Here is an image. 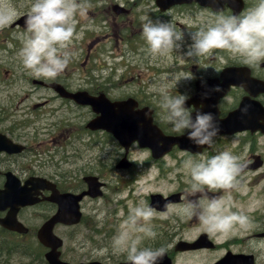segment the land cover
Instances as JSON below:
<instances>
[{
	"label": "clouds",
	"instance_id": "9594fccd",
	"mask_svg": "<svg viewBox=\"0 0 264 264\" xmlns=\"http://www.w3.org/2000/svg\"><path fill=\"white\" fill-rule=\"evenodd\" d=\"M21 6L14 0H0V29L17 19ZM90 7L88 0H29L18 56L31 75L55 79L64 72L78 54L73 48V41L78 38L76 18L86 17ZM200 19L201 25L196 31L185 33L178 31L171 20L141 17L147 55L151 58L167 57L175 50L187 59L199 61L201 57L219 50L241 58L249 66L264 61V0H256L252 7L239 14L220 12L212 19H205L201 13ZM189 40L190 43L187 42ZM193 78L192 74L184 72L170 76L175 88L181 81ZM215 90L221 89L217 86ZM158 95L163 119L172 125L173 131H186L188 140L197 146L214 142L220 127L213 113L195 109L193 115V107L186 106L190 97L181 93L172 95L167 86H161ZM184 167L190 175L189 188L182 196L184 202L179 206L165 203L162 219L173 211L181 219L195 217L210 236L218 237L253 226L250 217L242 210H233L235 205L231 203L230 193L239 187L238 177L247 167L242 157L223 150L211 157L188 159ZM205 189L223 191L225 195L209 197ZM155 215L156 210L146 206L142 200L130 206L126 218L112 237L113 254L124 255L127 264H160L167 248L142 246L145 240H154L157 236L151 227ZM250 246L264 254V241L253 242Z\"/></svg>",
	"mask_w": 264,
	"mask_h": 264
},
{
	"label": "rangeland",
	"instance_id": "374dc122",
	"mask_svg": "<svg viewBox=\"0 0 264 264\" xmlns=\"http://www.w3.org/2000/svg\"><path fill=\"white\" fill-rule=\"evenodd\" d=\"M97 32L100 34L101 30L97 28ZM20 35V33H18ZM108 45L105 43L98 46L94 51L93 57L103 53ZM73 48L79 52L74 59L80 64V70L75 74V78L80 81L82 87H89L90 78L101 74V71H96V67L99 64L104 66L111 65L112 58L110 53L104 52L103 60L97 57L95 60L93 57L85 63L84 57L86 51H80L79 44H73ZM145 54L147 55L146 51ZM177 55L176 57H178ZM237 58V57H236ZM182 64V57L174 58ZM149 66L154 65V68L158 72L166 71L171 75V69L175 63L173 60L158 59L152 60ZM96 66V67H95ZM81 73V75H80ZM104 76L111 74L108 70L103 71ZM174 74V73H172ZM87 75L89 80L86 78ZM168 79L167 82L171 81L170 77H164ZM172 84L167 85L172 95L187 94L185 86L181 83L177 87H170ZM140 82L130 85L127 91L117 90L111 91L112 95L119 96L123 95H138L139 97L145 94L144 91H140ZM157 89L156 84L151 88L147 89L155 91ZM4 96V94H2ZM123 96V97H124ZM153 106L156 107V116L162 122L163 126L170 131L172 129L171 124H167L163 119L164 113L159 107V95L158 92L155 94ZM140 99V98H139ZM66 111H62L58 116H63ZM87 111L80 110L76 115L75 123L83 124L87 118ZM175 133V131H173ZM81 138L77 140V151L79 152V158L75 159L74 168L75 171L72 175L67 176L66 186H75L79 184L80 180L85 175H93L101 177L108 181L109 186L105 189V195L101 199L91 200L86 199L82 203L83 212L85 216L84 223L76 228L59 227L58 233L65 240L64 247L62 249L63 254L66 256V260L69 261H90L100 260L105 264H118L120 261H125L124 255L113 254L111 250V240L116 234L119 225L126 218L130 206H134L141 200L146 206L150 205V196L152 194L161 193L165 196H169L176 192H187L190 183V175L188 170L184 167V162L188 159H199L201 157H211L216 153L229 150L233 154L242 157V160H246L253 156H261L264 160V136L261 134H252L251 137H244L242 135L231 137V139L223 140L221 144L223 147L220 149L217 146L214 147L213 151L208 152L205 156L190 157L185 156L180 150H174L173 153L165 156L163 159H153L149 149H141L138 145L132 147L129 159L133 162V167L128 170H112V164L107 169L103 164L94 162L99 156L100 152L95 147L96 143L103 142L100 138L95 140L94 136L81 132ZM36 138L38 141L42 136ZM91 139L90 142H87ZM243 139V140H242ZM241 140V141H240ZM105 144V142H103ZM111 146L114 151L119 150L122 154V148L117 144L116 141L111 142ZM42 158H47L45 155ZM51 162V160H50ZM60 161L55 159L52 163H48V167H45L49 173L55 172L54 164L57 165ZM30 164L31 161H30ZM98 164V165H97ZM31 167L30 165H26ZM115 166V164H114ZM67 165H63L58 171H64ZM32 169V167H31ZM79 169V170H78ZM111 169V171L109 170ZM112 176V177H111ZM105 177V178H103ZM58 178L61 179L59 176ZM106 180H103L106 182ZM239 180V187L231 191V203L235 205L233 210H242L247 214L253 222V226L248 230L237 229L235 232L218 237L216 235L210 236L211 240L215 242L216 249L214 250H202L189 253H176L174 252L176 244L181 240L194 241L202 233H207L201 226L195 217L188 219H181L176 212H169L166 218H161V214L164 212L156 211V215L151 221V227L157 233L154 240H145L142 246H150L152 248L166 247L170 252L171 257L174 260V264H214L217 260L222 258L228 251L233 253H245L252 254L256 258V264H264V254L258 253L250 246L253 242L264 241V238H259L257 235L264 232V166L256 171L242 173ZM107 183V182H106ZM207 195L222 196L225 195L223 191H208ZM184 196V195H183ZM193 197H188L192 199ZM184 201L179 204L181 205ZM50 215L48 209H26L21 212L20 218L25 221L27 226L31 230L36 231L41 224V219L45 215ZM95 228L100 230V233H95ZM25 239L14 238L15 244H19L20 250L11 254L5 253L2 248L0 255L5 253L3 256L6 259L5 264H45L43 261L32 260L34 251L36 254L43 255L45 252L44 247L38 243L35 235H28L23 237ZM7 246V244H5ZM8 247V246H7ZM26 252V253H25Z\"/></svg>",
	"mask_w": 264,
	"mask_h": 264
},
{
	"label": "flooded vegetation",
	"instance_id": "af4514ba",
	"mask_svg": "<svg viewBox=\"0 0 264 264\" xmlns=\"http://www.w3.org/2000/svg\"><path fill=\"white\" fill-rule=\"evenodd\" d=\"M91 11L89 13L93 20H96V24L83 26L78 23L76 30L79 33L76 42L89 43L90 50H92L100 41L108 40L115 45L113 48L114 57L118 61H122V65H125L132 77L136 76V79L140 80V91H145L151 88L152 85L157 86L154 92H158L161 86H167L172 84L171 81L164 77H170L172 73L184 72L192 74L193 79L187 81H181V85L185 86L183 91H186L189 96L193 95L197 91V84L204 82L207 84L209 80L218 81V87L223 83L222 74L223 71L231 67H241L238 62L232 59V56L223 51H213L212 53L203 56L199 61H193L183 57L179 52L173 51L167 57L151 58L145 54L147 45L142 37V24L141 17L147 16L149 19H163L171 20L178 31L192 32L196 31L201 25L200 14H204L205 19H212L216 14L223 12L225 15H234L235 11L230 8L229 4H233L236 7L237 2L243 5L242 11L252 7L256 0H230L224 1L223 5H218L220 10L216 11L211 7H202L196 3L173 5L168 9H163L157 4V0H90ZM215 1V0H214ZM222 1V0H217ZM14 2L21 4L19 12H27V4L29 0H14ZM114 2L120 5L121 8H115ZM88 15V14H87ZM78 18V17H77ZM18 19V18H17ZM17 19L10 25V33L14 38L17 34ZM99 21H102L101 27L103 34H97L96 26H99ZM81 22V19L79 20ZM23 29H20L22 31ZM95 31V32H94ZM9 32H3L0 34V91H8L16 86L17 83H29L31 86V93L27 95L28 106L34 118L28 126H25L20 122L14 113V107L18 108L19 105L16 94H11L7 98L8 100H0V134L7 135L9 138H19V136H25L28 140H31V136L28 133L30 130L40 131L42 129L48 130V136L57 137L62 133L65 126L64 118L57 119V111L60 106L68 104L74 108L76 106L70 100L62 99L57 93L54 87L51 85H61L74 90V80L65 75H59L55 79L36 78L30 75L24 67L21 66L16 59H20L18 52L22 47V43L14 38H7ZM187 40V37H186ZM190 43V40L187 41ZM121 45L122 47H119ZM177 55L182 56V64L174 58ZM165 59L173 60L175 63L171 69V75L166 71L158 72L154 65L149 66L152 60ZM5 66L13 68L14 72L11 74L13 79H10V71L5 69ZM251 70V76L253 78L261 79L264 81V64L256 66L253 65ZM137 73V74H135ZM3 74H6V79H3ZM216 86V87H217ZM170 87H173L172 85ZM212 92H215L216 88H210ZM232 91L237 93H243L244 87H236ZM153 99L156 98L154 95ZM222 101L221 103H223ZM42 108L43 114L37 110ZM223 114V113H222ZM55 118L57 120H55ZM55 120V121H54ZM42 121V122H41ZM20 129V132H16L15 129ZM67 128L60 137L68 132ZM31 142V141H30ZM29 151L35 146L27 144ZM205 153V151H204ZM17 165V160L14 155L0 154V188L4 187L6 172L10 171L13 166Z\"/></svg>",
	"mask_w": 264,
	"mask_h": 264
},
{
	"label": "water",
	"instance_id": "95a60500",
	"mask_svg": "<svg viewBox=\"0 0 264 264\" xmlns=\"http://www.w3.org/2000/svg\"><path fill=\"white\" fill-rule=\"evenodd\" d=\"M202 3V0H198ZM175 2V0H174ZM80 98L78 100L82 102L83 104H93L95 106V109L98 111H102L103 117L101 119V122L98 125H96V122H92L90 125L93 127L96 125L97 127H102L109 129L117 134V137L123 141L124 145L128 148L129 145L134 141L135 139H128V135L123 131H116L118 127L125 128L133 130L134 136L139 138V141L142 146H150L153 148L156 156H161L166 151L170 149V144L172 143L171 140H167L163 135L159 133V131H155L151 133V127L149 125L150 121L145 119H139L136 117V115L132 112V107L128 106L129 103H122V104H111L105 105V106H96L97 103H95L94 99L89 97L86 93H83V95H79ZM108 102V101H107ZM127 104V105H126ZM134 105V103H132ZM256 109H254V112L258 115L257 117H261L262 115L259 114V108L255 106ZM118 109L119 111H117ZM258 110V111H257ZM140 124L142 125L140 127ZM220 127L221 131L225 132L226 129L229 127H232L233 131L242 130L251 127L245 120L238 121V119H232V120H223L220 121ZM253 130H255L253 128ZM220 131V132H221ZM131 136V135H130ZM163 143L164 145L161 146L160 143ZM169 142L168 146L167 143ZM183 147L190 148V149H196V146L193 142L190 140L182 141ZM124 165L125 164H121ZM90 184V192L92 196L99 195L97 190L99 188V184L97 183L96 178H90L88 179ZM17 194L14 195V199L17 201V203H24L26 201L25 194L21 193V190H17ZM179 197V195H178ZM9 199L10 196H4L1 198L2 203H4L5 199ZM81 199V197H75L73 195H60L58 192H54L52 196V200L57 201L60 204V209L57 215H55L51 221H49L40 231L39 238L40 240L47 246L52 248V251L47 254V258L49 259L51 264H65L62 263L59 260L60 253L57 252L58 247L61 246V241L55 237L53 234V228L54 225L57 222H63L65 224H74L79 222L80 220V213H79V205L78 202ZM29 202V201H28ZM26 204V203H25ZM20 204V205H25ZM163 200L160 196L156 195L153 197V203L152 207H157L159 209L162 208ZM18 212V208H15L12 212V220L10 221H3V223L17 231H24V229L20 226V224L16 221V214ZM211 243L208 240V237L206 235L202 236L197 242L194 244H189L186 242H181L178 244L177 249L178 250H186V249H192V248H199V247H211ZM240 259H242V256H235L232 257L230 260H223L219 264H253L252 258H247V262H240ZM250 261V262H249ZM164 264H169V261H166Z\"/></svg>",
	"mask_w": 264,
	"mask_h": 264
},
{
	"label": "bare ground",
	"instance_id": "6f19581e",
	"mask_svg": "<svg viewBox=\"0 0 264 264\" xmlns=\"http://www.w3.org/2000/svg\"><path fill=\"white\" fill-rule=\"evenodd\" d=\"M110 57H111V55H110ZM99 59H100V61L103 60V55L102 54L100 55ZM95 70L97 71L98 67H96ZM93 78H94V76H93ZM144 92H145V94L142 97L140 96V99H141V101L144 104H147L150 100H152L153 99L152 97L157 93V92H154V91H151V90H149L150 93H148L147 89ZM73 108L74 107L72 105H70V104L69 105L60 106V108H58V111H57V119L61 120V118H62V116H60V117L58 116L59 113H62V111H66V113L70 112ZM57 119L55 118V120H57ZM15 131L16 132H20V129L16 128ZM28 133L30 134L33 142H36L35 139L39 138L41 135H43V133H44V135L45 134L48 135V130H46V129H42L40 131L30 130V131H28ZM117 161H118V159H115V162H117ZM46 167H48V164L46 165ZM1 233H2V230L0 229V235H1ZM0 241L4 242V238H1ZM5 253L9 254L7 256V258L9 259L11 257V254L8 251H5ZM5 253L0 255V264L1 263L3 264L6 261V259L3 256ZM33 255L34 256L30 257V258H32V260L33 259H34V261H40V260L42 261L43 260V255H41V254H33Z\"/></svg>",
	"mask_w": 264,
	"mask_h": 264
},
{
	"label": "trees",
	"instance_id": "16d2710c",
	"mask_svg": "<svg viewBox=\"0 0 264 264\" xmlns=\"http://www.w3.org/2000/svg\"><path fill=\"white\" fill-rule=\"evenodd\" d=\"M2 264V263H1Z\"/></svg>",
	"mask_w": 264,
	"mask_h": 264
}]
</instances>
